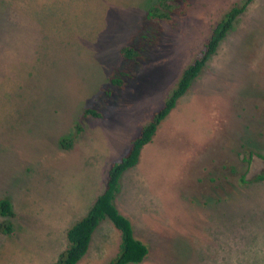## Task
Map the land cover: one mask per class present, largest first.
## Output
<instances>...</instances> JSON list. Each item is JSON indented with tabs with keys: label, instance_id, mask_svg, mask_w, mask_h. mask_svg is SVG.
<instances>
[{
	"label": "rangeland",
	"instance_id": "374dc122",
	"mask_svg": "<svg viewBox=\"0 0 264 264\" xmlns=\"http://www.w3.org/2000/svg\"><path fill=\"white\" fill-rule=\"evenodd\" d=\"M150 1L0 0V197L14 211L0 264L30 252L35 264L53 263L110 162L237 0H185L169 20L147 19ZM126 44L135 59L120 55ZM250 151L264 155V0L236 18L123 174L116 204L148 246L129 264H264V180H242L264 161L248 163ZM118 243L102 220L78 264H103Z\"/></svg>",
	"mask_w": 264,
	"mask_h": 264
},
{
	"label": "trees",
	"instance_id": "16d2710c",
	"mask_svg": "<svg viewBox=\"0 0 264 264\" xmlns=\"http://www.w3.org/2000/svg\"><path fill=\"white\" fill-rule=\"evenodd\" d=\"M185 0H152L146 5L147 19L169 20L173 15L182 11L181 3ZM253 0H237L211 25L199 48L182 68L174 86L168 91L161 104L154 110L151 117L143 123L130 138L121 155L110 162L103 179L102 187L95 195L91 205L84 215L71 222L65 230V246L52 264H76L87 252L91 237L104 219H108L119 233V243L116 252L103 264H129L141 262L148 254V246L134 234L130 218L122 213L116 204V198L121 188L123 174L139 160L141 150L155 134L159 124L167 117L181 98L204 69L210 58L217 51L221 41L232 29L236 18ZM119 53L122 57L135 59L139 51L132 44L123 45ZM113 84L123 86L124 81L118 76L111 77ZM83 115L100 116L101 113L90 107L82 110ZM76 132L81 131L79 124L75 125ZM71 137H62L59 145L68 149L72 144ZM253 155L264 161L260 152L250 151L246 161L250 163ZM244 182L264 180V168ZM14 216L12 202L9 197H0V232H13L11 218Z\"/></svg>",
	"mask_w": 264,
	"mask_h": 264
},
{
	"label": "crops",
	"instance_id": "0c3cea01",
	"mask_svg": "<svg viewBox=\"0 0 264 264\" xmlns=\"http://www.w3.org/2000/svg\"><path fill=\"white\" fill-rule=\"evenodd\" d=\"M89 208V207H88ZM88 208L79 216V217H81L82 215H84L85 213H86V211L88 210ZM79 217H77L76 219H78ZM75 219V220H76ZM73 222V221H72ZM99 226V225H98ZM97 226V227H98ZM96 230V229H95ZM95 232V231H94ZM93 237H94V233H93V235H92V237H91V241H90V244H89V248H88V250H87V252L85 253V255L83 256L86 260L89 258V260H90V253H91V248H92V242H93ZM28 256H31V258L29 259V260H24L23 262H22V264H35V258L33 257V254H32V252H30V255H28ZM89 256V257H88ZM81 258L78 262H80V261H82V259H84V258ZM91 257H92V255H91ZM78 262L76 263V264H78Z\"/></svg>",
	"mask_w": 264,
	"mask_h": 264
}]
</instances>
